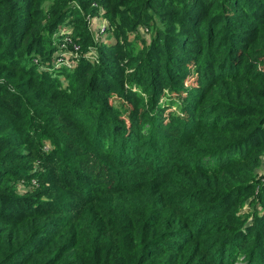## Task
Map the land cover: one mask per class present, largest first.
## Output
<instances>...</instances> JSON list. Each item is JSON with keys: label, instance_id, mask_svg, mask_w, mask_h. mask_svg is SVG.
Masks as SVG:
<instances>
[{"label": "trees", "instance_id": "1", "mask_svg": "<svg viewBox=\"0 0 264 264\" xmlns=\"http://www.w3.org/2000/svg\"><path fill=\"white\" fill-rule=\"evenodd\" d=\"M95 1L59 73L84 0H0V264H264V0Z\"/></svg>", "mask_w": 264, "mask_h": 264}, {"label": "rangeland", "instance_id": "2", "mask_svg": "<svg viewBox=\"0 0 264 264\" xmlns=\"http://www.w3.org/2000/svg\"><path fill=\"white\" fill-rule=\"evenodd\" d=\"M72 14H76L75 16H77V14L79 15V17H74L73 15L71 16V19L69 23L70 25H66L63 24L64 28H66L67 30H69V33H72L75 35V32H77L78 30H80L77 25H76V19L78 18H82V20L85 22L86 26H87V31L89 36L91 37L90 39H92V44L87 43L88 45H84L81 42H74L71 38H70V34L68 35H64L62 30L60 32H57V34L55 33H51L48 36L51 38V40L53 41V52L51 54V59H50V65L43 66L44 70H47L49 72L53 71V68H59V73L61 70H67L68 72H70L72 69H74V65H76L77 63V59L80 56L86 55V54H90V61L92 62V64H95L94 62H96V57L98 55V51L96 50L97 48H100L102 44H98L97 42L99 41L100 38H103L102 42L106 45L109 44V40L106 41V39L103 37L104 36V30H106V28L109 26V23L106 19V17L103 14V9L104 7H99V4L95 1V0H87L83 2L82 5L80 4H75V5H70ZM74 18V20H73ZM94 21V23H93ZM69 27V28H68ZM72 27V28H70ZM89 28V29H88ZM138 34L137 36L145 37V32L147 31V28L144 25H141L138 27L137 30ZM143 39V38H142ZM83 40V39H82ZM84 41V40H83ZM85 47H88V49H86ZM86 50H88L86 52ZM91 54H94L95 57H92ZM41 58L37 56L36 62H39ZM41 61V60H40ZM40 64V62H39ZM62 79H64V77H61ZM191 84L190 82L186 81V85ZM170 96L172 97V95L170 94ZM167 96L165 95L164 98H161L160 100H158V104H157V109L156 112L158 113L159 111L161 112L163 110V112L161 113V118L163 119V123L167 122V120H169L170 117L172 116H176L178 114L180 115H184V112H181L180 109V105L176 104V102L174 101V104H169L167 102ZM116 98H111L110 100L113 101ZM114 103H120L119 100H115ZM162 103V104H161ZM160 106V109H158ZM153 111L151 110L148 114L150 116V114H152ZM149 124L147 121H145L144 119H142V122L140 121L139 124V134L141 133H149ZM115 129V127H114ZM165 133V135L167 136H171L172 134H170L167 131H163V134ZM147 142L148 141V136L145 139ZM48 144V143H46ZM146 144V143H142L141 145ZM148 146H150V143H147ZM152 145V143H151ZM50 146V145H49ZM153 146V145H152ZM47 147V146H45ZM261 168L258 170V172L260 173L257 176H260L264 173V157L262 158V163H261ZM34 167V171L36 172H40V170L42 169L40 167V164L35 162L33 164ZM36 178L31 179L30 182H25V181H17V182H11L10 185L11 187L16 190L15 193L20 195V196H25V195H29L32 194L33 192H35L37 190V182H36ZM258 207V206H257ZM254 209L253 205H249V202H246V204L243 206L242 211L243 212H248L250 214V212H252ZM250 219V218H249ZM242 258L243 256H239L236 263L235 264H242Z\"/></svg>", "mask_w": 264, "mask_h": 264}, {"label": "built area", "instance_id": "3", "mask_svg": "<svg viewBox=\"0 0 264 264\" xmlns=\"http://www.w3.org/2000/svg\"><path fill=\"white\" fill-rule=\"evenodd\" d=\"M36 61V60H35ZM40 61V60H39Z\"/></svg>", "mask_w": 264, "mask_h": 264}]
</instances>
